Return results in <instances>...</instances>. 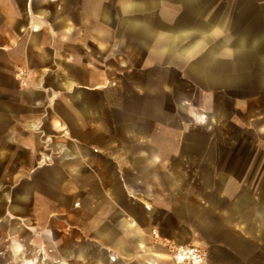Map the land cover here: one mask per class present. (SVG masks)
Instances as JSON below:
<instances>
[{"label":"crops","instance_id":"0c3cea01","mask_svg":"<svg viewBox=\"0 0 264 264\" xmlns=\"http://www.w3.org/2000/svg\"><path fill=\"white\" fill-rule=\"evenodd\" d=\"M44 116L0 264H264V0H0V145Z\"/></svg>","mask_w":264,"mask_h":264},{"label":"rangeland","instance_id":"374dc122","mask_svg":"<svg viewBox=\"0 0 264 264\" xmlns=\"http://www.w3.org/2000/svg\"><path fill=\"white\" fill-rule=\"evenodd\" d=\"M23 69L29 74V82L31 83L37 82L39 79V72L36 70H32L29 66H18L13 69V75L19 70ZM17 86L20 88L18 80L16 79ZM27 85V86H28ZM26 87V86H25ZM44 122V125H43ZM30 124H35V127H30ZM39 127L36 128V126ZM38 132L40 139L37 143L36 138L33 136L34 132ZM39 131H42L39 133ZM34 135H36L34 133ZM57 132L56 130H52L49 127V120L47 117L35 120H21L19 126L17 128L8 129L6 132V136L11 139V143H2L1 146V157H0V190L1 192H5L10 189V185L15 182L18 178L17 176L11 174L15 172L17 168L20 171L21 168L25 166L34 165L35 163H44L43 158H41L43 153H49L51 151L45 150V146L47 144L53 148V150L58 149L57 145ZM49 138L46 144L42 143L41 140ZM35 140V141H34ZM48 146V147H49Z\"/></svg>","mask_w":264,"mask_h":264},{"label":"built area","instance_id":"2783aa9c","mask_svg":"<svg viewBox=\"0 0 264 264\" xmlns=\"http://www.w3.org/2000/svg\"><path fill=\"white\" fill-rule=\"evenodd\" d=\"M15 78L22 87L27 86L30 79L29 74L23 69L15 73ZM170 254L174 264H205L206 262L205 251L195 244L173 245Z\"/></svg>","mask_w":264,"mask_h":264}]
</instances>
